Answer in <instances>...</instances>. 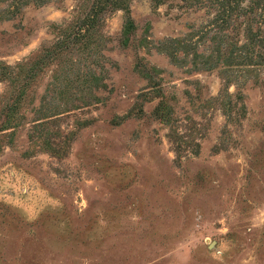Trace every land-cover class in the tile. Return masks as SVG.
I'll return each instance as SVG.
<instances>
[{"label":"rangeland","instance_id":"obj_1","mask_svg":"<svg viewBox=\"0 0 264 264\" xmlns=\"http://www.w3.org/2000/svg\"><path fill=\"white\" fill-rule=\"evenodd\" d=\"M0 264H264V0H0Z\"/></svg>","mask_w":264,"mask_h":264}]
</instances>
